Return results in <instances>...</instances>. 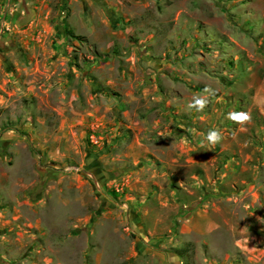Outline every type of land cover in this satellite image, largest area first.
Here are the masks:
<instances>
[{
  "label": "rangeland",
  "instance_id": "obj_1",
  "mask_svg": "<svg viewBox=\"0 0 264 264\" xmlns=\"http://www.w3.org/2000/svg\"><path fill=\"white\" fill-rule=\"evenodd\" d=\"M0 264H264V0H0Z\"/></svg>",
  "mask_w": 264,
  "mask_h": 264
},
{
  "label": "clouds",
  "instance_id": "obj_2",
  "mask_svg": "<svg viewBox=\"0 0 264 264\" xmlns=\"http://www.w3.org/2000/svg\"><path fill=\"white\" fill-rule=\"evenodd\" d=\"M204 93L205 95L194 97L193 101L187 105V110L195 109L198 112L203 111L209 103L208 96L215 94L214 90L207 86L204 89ZM227 115L228 119L232 120L234 123L240 126L246 125L251 121V114L247 111H232ZM205 138L208 144H210L211 146H215L223 139V135L220 130L211 129L206 133Z\"/></svg>",
  "mask_w": 264,
  "mask_h": 264
},
{
  "label": "trees",
  "instance_id": "obj_3",
  "mask_svg": "<svg viewBox=\"0 0 264 264\" xmlns=\"http://www.w3.org/2000/svg\"><path fill=\"white\" fill-rule=\"evenodd\" d=\"M63 28L65 33L68 34V36H72V32L67 25H64Z\"/></svg>",
  "mask_w": 264,
  "mask_h": 264
}]
</instances>
